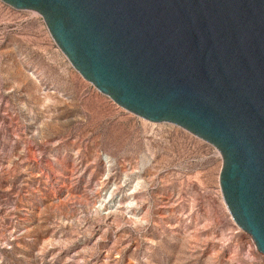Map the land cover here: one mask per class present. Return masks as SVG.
I'll use <instances>...</instances> for the list:
<instances>
[{"label": "rangeland", "instance_id": "1", "mask_svg": "<svg viewBox=\"0 0 264 264\" xmlns=\"http://www.w3.org/2000/svg\"><path fill=\"white\" fill-rule=\"evenodd\" d=\"M223 157L86 80L43 16L0 0V264H264Z\"/></svg>", "mask_w": 264, "mask_h": 264}, {"label": "water", "instance_id": "2", "mask_svg": "<svg viewBox=\"0 0 264 264\" xmlns=\"http://www.w3.org/2000/svg\"><path fill=\"white\" fill-rule=\"evenodd\" d=\"M39 12L119 106L219 150L220 185L264 254V0H2Z\"/></svg>", "mask_w": 264, "mask_h": 264}, {"label": "bare ground", "instance_id": "3", "mask_svg": "<svg viewBox=\"0 0 264 264\" xmlns=\"http://www.w3.org/2000/svg\"><path fill=\"white\" fill-rule=\"evenodd\" d=\"M71 63V62H70Z\"/></svg>", "mask_w": 264, "mask_h": 264}]
</instances>
